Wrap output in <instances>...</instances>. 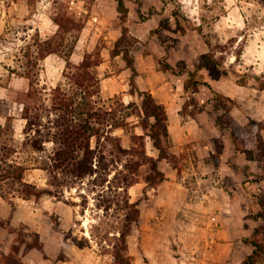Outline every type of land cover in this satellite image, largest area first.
I'll return each mask as SVG.
<instances>
[{
	"label": "rangeland",
	"instance_id": "374dc122",
	"mask_svg": "<svg viewBox=\"0 0 264 264\" xmlns=\"http://www.w3.org/2000/svg\"><path fill=\"white\" fill-rule=\"evenodd\" d=\"M100 1L0 0V126L14 124L17 140L23 139L26 124V119L22 117L23 104L19 99L23 97L20 92L30 87L29 79L23 76L29 70V55L33 58L36 56L38 37L46 38L56 33L59 25L55 18L64 13L80 16L86 24L73 54L75 62L81 61L87 52L100 53L102 56L103 61L99 66L101 101L110 105L111 98L119 96L126 104L133 100L142 104V97L131 92V69L126 66L123 56L111 55L123 33L119 15L115 16L111 8L113 0ZM125 1L133 9L132 16L129 15L127 20L128 37L125 44L130 46L137 63L146 71L143 81L157 88L163 87V96L169 100L170 94L178 92L172 98L174 104L176 102L174 107H180L184 119L205 112L207 115L201 119L200 124H211L222 111L213 109L210 85L201 84L198 92L192 88L187 91L185 82L189 78L188 72L163 71L160 60H168L173 64L185 60L189 70H196L197 64L209 54L221 64L217 66L211 63L198 70L195 77L209 82L222 92L234 91L239 85L252 87V91L244 95L256 100L251 102V107H247L250 113L256 115L245 111L243 101L238 98L232 103L233 109L229 115L241 124H248V132H251V120L262 121L264 124V119H259L264 116V93L253 89L259 88L257 77H264V0ZM162 20L164 25L161 24ZM74 32H77L76 29L66 33V45L73 43ZM65 66L63 56L52 53L38 66L32 67L33 73L39 72L40 86L45 87L41 94L46 104L50 103L51 88L59 82L66 83ZM123 68H128L129 73L121 74ZM116 73L121 75L115 77ZM8 116L12 118L8 119ZM128 121L130 124H139L135 115L130 116ZM134 129L143 132L139 125L130 126V130ZM116 133L122 135L123 143L128 146L129 131L120 128ZM11 135L12 129L9 133ZM247 139L252 141L253 137ZM148 142L152 146L150 137H147ZM152 149L150 147L148 151ZM178 162V157L170 161L172 164ZM261 168L262 172V165ZM261 172L247 179V182L260 180ZM43 176L44 172L38 168L28 172L30 180L42 182ZM139 182L146 181L141 178ZM100 192L97 189L89 193L86 208L66 201H83L76 188L66 192V200L44 196L39 201L17 198L11 202L0 196V264H113L112 250L120 235L124 210L121 205L114 204L107 209L104 205L101 207L100 203L109 198L121 200L123 195L116 189ZM258 196L249 207L250 213L260 210L259 200L264 199V187ZM170 215L185 217L184 210H171ZM261 224L262 220L254 229ZM138 225H134L129 237L134 264L137 261L142 264L145 259L137 244L139 236L143 234ZM10 226H15L17 230L11 231ZM178 226L181 228L179 224L171 228L177 229ZM260 237L264 239V230ZM195 238L187 242L192 243L200 252L203 251L204 256L208 252L204 264H213V251L217 248L221 252L227 249L224 244L215 248L206 230L199 237L195 235ZM165 242L166 248L176 251L186 240L173 239L168 244ZM231 242L236 248V260H241V238H233ZM40 244L41 247H38Z\"/></svg>",
	"mask_w": 264,
	"mask_h": 264
},
{
	"label": "trees",
	"instance_id": "16d2710c",
	"mask_svg": "<svg viewBox=\"0 0 264 264\" xmlns=\"http://www.w3.org/2000/svg\"><path fill=\"white\" fill-rule=\"evenodd\" d=\"M117 1L123 33L111 55L123 56L126 66L131 69V92L142 97V104L135 100L126 104L119 96L112 97L110 105L101 101V54L87 52L80 62L72 59L85 20L68 13L57 16L55 20L59 25L58 30L54 35L37 38V54L34 58L29 55V70L23 74L30 81L29 89L21 91L23 97L19 99L23 104L22 117L26 119L23 139L15 138L14 124L0 126V196L11 202L17 198L39 201L44 196L61 199L66 196L67 191L76 188L83 198L82 202L64 199L86 208L91 191H120L123 195L121 200L109 198L100 205L108 209L117 204L124 210L123 225L112 250L113 264H134L129 237L134 225L140 224L142 217L140 200H132L129 189L141 178L146 181L147 187L163 182L167 175L161 168L160 161L167 159L173 162L176 155L171 151L166 105L151 90L141 88L138 83L140 70L136 57L130 46L125 44L128 37L129 6L125 0ZM161 24H165L163 20ZM71 29H76L77 32H74L73 43L68 46L65 44L66 33ZM51 53H58L65 58L66 83L59 82L51 88L50 103L46 104L41 94L45 87L40 86L39 72L33 73L32 67L38 66ZM211 63L217 66L221 64L208 54L197 64L196 70H189L185 60L173 64L161 59L160 67L163 71L172 73L187 71V91L192 88L194 92H198L201 84L210 85L213 91V109L222 111L217 114V123L230 130L237 150L245 152L247 158L259 161L264 171V124L262 121L251 120V132H248L247 125L229 115L235 98L195 77L198 70ZM257 79L259 88L264 89V77L258 76ZM133 115L138 118L139 124H130L128 118ZM11 118L8 116V119ZM131 125L141 126L143 132L130 130ZM120 128L130 133L128 146L123 143L122 135L116 133ZM11 129L12 135L9 136ZM249 136L253 137L252 141L247 139ZM147 137L151 138L159 150L158 156L149 153ZM222 150V144L217 145L218 155ZM35 168L44 172L42 182L28 178L29 170ZM263 171L261 179H264ZM259 204L261 208L253 217L262 220L263 224L243 239L245 244L253 248L244 259V264L264 263V239L260 237L264 230V199L260 198ZM10 229L13 232L17 230L15 226H10Z\"/></svg>",
	"mask_w": 264,
	"mask_h": 264
},
{
	"label": "crops",
	"instance_id": "0c3cea01",
	"mask_svg": "<svg viewBox=\"0 0 264 264\" xmlns=\"http://www.w3.org/2000/svg\"><path fill=\"white\" fill-rule=\"evenodd\" d=\"M126 3L129 6V15L132 16V6ZM112 7L114 15L118 16L117 0L111 2ZM105 8L106 6L103 7ZM137 65L140 70L137 78L140 87L151 90L166 104L171 151L179 158L177 164H172L167 159L160 161V166L167 175L160 184L147 187L146 182H138L129 189L131 197L140 200L142 220L138 226L143 234L139 236L137 244L140 246L141 256L145 258L142 264H204L208 252L205 250L207 255L204 256L203 251L200 252L192 243L187 242L196 239L195 235L199 237L203 230L209 232L215 248L222 244L227 245L224 252L217 251L218 248L213 251V264H244V259L253 248L245 244L243 238L250 236L260 222L253 217L255 212L250 213L249 207L264 187V179L247 182V179L261 172L259 161L249 159L245 152L237 150L230 130L220 127L217 120H213L211 124H200L201 119L207 115L205 112L184 119L180 107H174L176 102L174 104L172 98L178 92H173V95L169 93L170 100L164 97L161 91L163 87L157 88L143 81L146 71L140 63ZM121 72L128 74L129 69L123 68ZM121 74L116 73L114 76ZM235 88L234 91L226 90L223 93L242 100L244 110L255 116L247 107H251V102L256 100L244 95L245 92L252 91V87L239 85ZM253 89L264 93V89ZM259 119H264V116ZM262 133L264 136V128ZM218 143L223 147L219 155ZM150 147L152 149L154 144L151 146L148 142L147 148ZM149 153L158 156L159 150L154 148ZM171 210H184L185 217H173L170 215ZM14 220L15 217L13 222ZM175 224L181 225V228L178 226L173 229L177 232H173L171 228ZM233 238H241V260H236V248L231 242ZM173 239L186 240V243L176 251L166 248L165 241L168 244ZM130 245L132 247V243ZM137 264L141 263L137 261Z\"/></svg>",
	"mask_w": 264,
	"mask_h": 264
}]
</instances>
